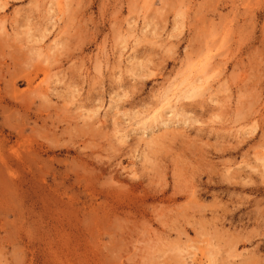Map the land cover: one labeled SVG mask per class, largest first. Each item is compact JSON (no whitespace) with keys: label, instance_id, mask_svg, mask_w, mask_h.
I'll return each mask as SVG.
<instances>
[{"label":"rangeland","instance_id":"374dc122","mask_svg":"<svg viewBox=\"0 0 264 264\" xmlns=\"http://www.w3.org/2000/svg\"><path fill=\"white\" fill-rule=\"evenodd\" d=\"M0 264H264V0H0Z\"/></svg>","mask_w":264,"mask_h":264},{"label":"bare ground","instance_id":"6f19581e","mask_svg":"<svg viewBox=\"0 0 264 264\" xmlns=\"http://www.w3.org/2000/svg\"><path fill=\"white\" fill-rule=\"evenodd\" d=\"M33 91V90H32ZM151 155V154H150ZM177 167V166H176Z\"/></svg>","mask_w":264,"mask_h":264}]
</instances>
